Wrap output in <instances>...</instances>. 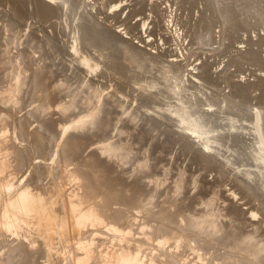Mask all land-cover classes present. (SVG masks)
Instances as JSON below:
<instances>
[{"label": "bare ground", "instance_id": "6f19581e", "mask_svg": "<svg viewBox=\"0 0 264 264\" xmlns=\"http://www.w3.org/2000/svg\"><path fill=\"white\" fill-rule=\"evenodd\" d=\"M15 2L51 25L0 12V264H264V0Z\"/></svg>", "mask_w": 264, "mask_h": 264}, {"label": "rangeland", "instance_id": "374dc122", "mask_svg": "<svg viewBox=\"0 0 264 264\" xmlns=\"http://www.w3.org/2000/svg\"><path fill=\"white\" fill-rule=\"evenodd\" d=\"M104 6H106V5H103V7ZM18 9H19V3L15 2V0H0V12L3 11L4 13H7V15L8 14L13 15L15 10L17 12ZM141 10H140V12H143ZM79 12L81 13V11H79ZM144 12H145V10H144ZM17 13H19V12H17ZM19 14L22 17L21 28H23V29L30 30L33 28L34 30L38 29V30H42V31L44 30L45 31V30H48V27L51 25L50 18L42 16L39 11L37 12V10H33L31 7L29 9L26 8L24 10V14H21V13H19ZM136 14L137 13H135V15ZM71 18H72V16H71ZM78 18H79L78 16H77V18H75V20H74L75 23H79ZM117 19L119 20V17H117ZM137 20H139V19H137ZM1 23H0V25H1ZM63 27L65 30H62V28L60 30V27H59V29H57V32H56L57 35L56 36H57V41L60 42L61 52L63 53L64 60L67 62H72L77 66V65H79V62L83 57H89V58H92L91 63H93L97 58L96 54L94 52H90L86 48L80 47V45H79V52L77 54H74V52L72 51V45H73V41H74L73 37L75 36L73 29L72 28L67 29L65 27L64 22H63ZM42 38H43V36H42ZM44 39L45 38H43V40ZM186 44L188 45V42ZM186 44H184V46ZM214 60H217L216 62H218L219 59L217 58ZM212 61H213V59H212ZM248 68L252 69L248 65H245L242 67V70L245 71L246 74H249ZM105 80L106 79H104V81ZM105 82H107V81H105ZM262 95L263 94H261V97H262ZM28 104H30V103H27L26 106H24L23 108H20V109H22L21 110L22 113L31 109V105H28ZM48 116H49V118H53V119L58 117V116L52 117V114L51 115L49 114ZM241 124H243V127L245 128L246 132L248 133L247 137L244 139L245 141H243L244 144L246 146H248L249 148L251 147L250 148L251 152H253L255 155H257L259 153V148H258V144L256 143L257 138H256V135L253 134L251 124L249 122H241ZM159 130H160V132L163 133L164 138L165 137L172 138L175 143L184 144V146H188L189 150H192L190 153V157H188V165H190V169H192L193 171L198 170V169H202L203 164L199 160V157H198V155L200 154L199 149H201V146L199 145V143L195 139H193V137H191L190 141H183L175 133V131H173L171 129H167L166 127L162 126V127H159ZM213 134H216V132ZM208 143L210 145H212L211 141ZM91 147H93V146H90L87 151H91L92 150ZM185 154H186L185 151L180 152L177 155V158L180 160H184V158L186 156ZM218 154H220V153H218ZM262 155H264V153ZM225 156L227 157V155L226 154L223 155L224 160H225ZM223 158H221L220 156H217L216 158H212L213 162H216V163H214L208 169H203V175L205 176V178L207 180L214 181V175L216 174L215 169H217L216 166L218 164H222V162L220 160H222ZM263 166H264V164H263ZM250 170L254 171V169H250ZM231 171H232L230 174L231 180L226 181L228 184L226 185V188L224 189L225 190V196H227V194H228L227 189L233 188V190H236L239 193V198H241L240 200H238V199L235 200V203L239 204L238 206H241L244 211H249L252 208H257L259 206V204H261V201L259 200V198H257L256 200L253 199L252 202L249 203L248 202L249 198L247 196H249L250 194L244 191V190H246L245 188L243 189L241 187L240 188L237 187V184L235 183V181L232 180V178L235 177L236 174L240 176L242 174V172H237V170H233V167H231ZM261 207H262V205H261ZM263 212L264 211L261 212L262 217H264ZM12 239L13 238H10L9 240H12ZM17 242L18 241L16 240V243ZM0 248L3 249L2 246ZM216 248H218V246ZM221 248H222V246L220 245L219 249H221ZM1 249H0V251H1Z\"/></svg>", "mask_w": 264, "mask_h": 264}]
</instances>
